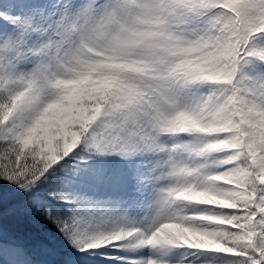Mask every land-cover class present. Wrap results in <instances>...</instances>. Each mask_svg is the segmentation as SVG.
Returning <instances> with one entry per match:
<instances>
[{
    "label": "snow or ice",
    "instance_id": "snow-or-ice-1",
    "mask_svg": "<svg viewBox=\"0 0 264 264\" xmlns=\"http://www.w3.org/2000/svg\"><path fill=\"white\" fill-rule=\"evenodd\" d=\"M0 264H264V0H0Z\"/></svg>",
    "mask_w": 264,
    "mask_h": 264
}]
</instances>
